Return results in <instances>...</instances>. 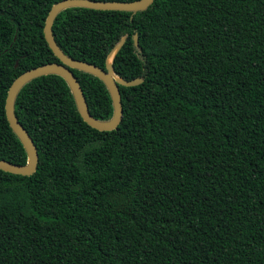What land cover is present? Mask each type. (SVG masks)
<instances>
[{
	"label": "trees",
	"instance_id": "1",
	"mask_svg": "<svg viewBox=\"0 0 264 264\" xmlns=\"http://www.w3.org/2000/svg\"><path fill=\"white\" fill-rule=\"evenodd\" d=\"M57 1L0 0V159L16 165L27 155L5 95L59 62L43 36ZM51 33L65 55L111 67L121 119L90 127L55 73L17 90L37 162L0 170V264H264V0L69 6ZM69 69L89 114L108 120L105 84Z\"/></svg>",
	"mask_w": 264,
	"mask_h": 264
},
{
	"label": "water",
	"instance_id": "2",
	"mask_svg": "<svg viewBox=\"0 0 264 264\" xmlns=\"http://www.w3.org/2000/svg\"><path fill=\"white\" fill-rule=\"evenodd\" d=\"M151 1L152 0H133L127 2L105 1V0H59L49 8L44 19L43 36L45 38L48 47L50 48L52 53L57 57L59 62H49L32 67L31 69L22 72L21 74L16 76L9 85L4 100L5 116L10 128L21 141L26 151L27 160L24 165H16L0 159V170L13 174H21V175H29L35 170L36 162H37L36 148L31 138L27 134L26 130L17 121L13 111V100L17 90L25 82H27L28 80L34 77L48 73H55L63 77L70 88V91L74 98V102L80 117L85 123H87L90 127L94 129L101 131L112 130L117 126L118 122L121 119L120 94L116 84L118 79L115 76H113L111 67L107 66L106 70H104L101 67L93 65L91 63L81 60H76L65 55L55 43L51 33V24L55 15L61 9L69 6H81L92 9H98V10H127L131 12H135L137 10L144 9ZM134 43L136 44L135 37H134ZM116 47L117 45L113 47V50H115ZM113 50L111 51V53L113 52ZM15 65L16 62L14 63V66ZM69 68H76L91 73L96 77H98L105 84L112 103V115L108 120L105 121L96 120L89 114L87 110L86 102L82 95V91L78 85L75 76L73 75V73L70 71ZM120 83L125 86L134 85L138 83V80H131Z\"/></svg>",
	"mask_w": 264,
	"mask_h": 264
}]
</instances>
